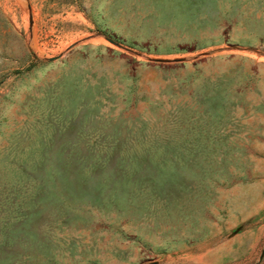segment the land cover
I'll return each mask as SVG.
<instances>
[{
  "label": "rangeland",
  "instance_id": "rangeland-1",
  "mask_svg": "<svg viewBox=\"0 0 264 264\" xmlns=\"http://www.w3.org/2000/svg\"><path fill=\"white\" fill-rule=\"evenodd\" d=\"M225 42L222 0H0V264H264Z\"/></svg>",
  "mask_w": 264,
  "mask_h": 264
},
{
  "label": "crops",
  "instance_id": "crops-1",
  "mask_svg": "<svg viewBox=\"0 0 264 264\" xmlns=\"http://www.w3.org/2000/svg\"><path fill=\"white\" fill-rule=\"evenodd\" d=\"M224 53L250 57L254 66L264 67V0H222ZM243 68L239 67V72ZM240 78L238 101L247 105L264 104V78L259 71L245 70Z\"/></svg>",
  "mask_w": 264,
  "mask_h": 264
},
{
  "label": "water",
  "instance_id": "water-1",
  "mask_svg": "<svg viewBox=\"0 0 264 264\" xmlns=\"http://www.w3.org/2000/svg\"><path fill=\"white\" fill-rule=\"evenodd\" d=\"M107 39L111 42H114V43H117L115 42L113 39L107 37ZM177 58H172L171 60H176ZM154 60H163V61H168L169 59L168 58H160V57H156L154 58ZM264 253V245L262 246L261 250H260V253L258 255V258H260L262 256V254ZM141 264H160L157 260H149V261H146V262H143Z\"/></svg>",
  "mask_w": 264,
  "mask_h": 264
}]
</instances>
